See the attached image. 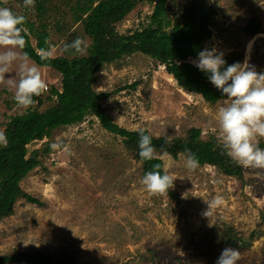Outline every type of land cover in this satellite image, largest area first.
Returning a JSON list of instances; mask_svg holds the SVG:
<instances>
[{"label": "rangeland", "instance_id": "rangeland-1", "mask_svg": "<svg viewBox=\"0 0 264 264\" xmlns=\"http://www.w3.org/2000/svg\"><path fill=\"white\" fill-rule=\"evenodd\" d=\"M209 1L218 18L215 37L206 49L215 48L223 58L243 51L242 63L248 56V63L264 73V38L256 39L247 52L257 35L247 41L242 35L253 16L264 32V0ZM1 2L21 14L16 0ZM143 2H129L121 31L137 29L152 14ZM167 4L171 7L167 19L173 22L184 0ZM30 41L35 46V38ZM58 56L55 50L51 58ZM40 71L48 90L58 86L53 71L47 67ZM15 72L13 66L6 75L13 77ZM95 78L94 91L110 93L103 106L113 123L129 133L143 129L154 138L173 140L194 129L200 131L201 140L217 138L215 116L223 102L208 105L184 93L145 56L135 55L122 67H105ZM132 85L134 90L113 93ZM13 95V90L0 85L2 132L10 118L32 111L16 107ZM51 142L48 158H41L48 173L38 168L21 184L43 206L22 200L14 215L0 223L1 257L39 253L65 264H216L226 248L222 234L230 226L248 240V246L238 248L237 264H264V169L241 166L246 176L242 184L211 167L189 170L184 157H165L163 171L176 179L171 199L145 191L140 163L127 158L123 138L108 134L95 118L55 132Z\"/></svg>", "mask_w": 264, "mask_h": 264}, {"label": "trees", "instance_id": "trees-1", "mask_svg": "<svg viewBox=\"0 0 264 264\" xmlns=\"http://www.w3.org/2000/svg\"><path fill=\"white\" fill-rule=\"evenodd\" d=\"M133 1L35 0V9L32 11L23 7V0H16L22 7L21 14L27 18L24 25L27 31L23 33L27 42L24 51L36 65L47 67L57 75L58 86L51 85L46 93L34 98L36 103L30 107L32 111L10 118V123L6 125L4 134L7 146H0V223L14 215L16 204L22 200L43 206L26 194L21 184L38 168L48 173L41 158L47 159L52 151L50 145H53L51 139L55 132L80 126L89 118H95L108 134L123 138L125 155L140 163L143 175L152 171L154 165H159L163 174V158H185V150L190 149L196 155L200 168H214L224 178L237 179L245 184L243 168L227 156L215 136L201 140L200 131L192 129L184 138L166 140L152 137L157 152L163 148L169 155L142 161L139 157V132L129 133L113 123L103 106V102H109L110 93L94 91L95 77L105 67H122L135 55L151 59L157 70L163 68L174 79L179 90L200 97L205 104L214 105L225 98L210 82L208 74L192 63L215 37L218 18L216 7L209 0H184L171 22L167 19V11L171 10L167 0H144L142 4L151 8L152 14L137 29L121 31L128 4ZM13 2L8 0L10 4ZM0 6L5 7L1 0ZM262 33L261 25L254 16L242 29L245 41ZM31 36L35 38V46L30 41ZM77 37L87 41V54L79 56L63 52V45ZM240 45L244 46L242 42ZM49 47L61 55L55 59L42 60L37 51ZM224 60L225 66L237 62L242 64L243 51L229 52ZM134 87L119 88L113 93L118 94L129 88L134 90ZM145 134L150 135L147 131ZM259 147L264 149L263 139H259ZM168 195L172 199L174 193L171 189ZM173 199H178V196ZM222 239L226 248L242 249L248 246V240L245 241L230 226L226 227ZM0 264L65 263H55L51 257L39 253H23L0 256Z\"/></svg>", "mask_w": 264, "mask_h": 264}, {"label": "clouds", "instance_id": "clouds-1", "mask_svg": "<svg viewBox=\"0 0 264 264\" xmlns=\"http://www.w3.org/2000/svg\"><path fill=\"white\" fill-rule=\"evenodd\" d=\"M23 7L34 11L35 0H23ZM26 19L25 15L0 6V85L14 91L16 107L24 110L36 103L34 98L48 90L40 67L24 51L27 43L23 35L27 31L24 27ZM87 50V41L80 37L65 43L62 49L63 52L79 56L86 55ZM54 51L52 47L41 49V59L48 60ZM249 59L246 56L242 64L237 62L225 66L223 53L213 48L200 51L197 60L192 63L201 72L208 74L210 82L225 97L216 112L215 130L218 142L227 156L243 168L264 169V149L259 147V139L264 138V73H258L255 66L248 63ZM13 66L16 68L15 76L8 77L6 74L12 71ZM0 146H7V137L2 131ZM138 146L142 161L169 155L163 148L158 153L152 143V136L145 134L143 129L139 130ZM185 152V167L189 170L197 169L199 161L196 155L190 149ZM159 168V165H154L153 170L146 172L141 179L145 191L151 195H166L174 187V176L167 171L161 174ZM214 203H219V200ZM210 207L204 213L206 217ZM240 256L238 249L225 248L216 264H237Z\"/></svg>", "mask_w": 264, "mask_h": 264}, {"label": "bare ground", "instance_id": "bare-ground-1", "mask_svg": "<svg viewBox=\"0 0 264 264\" xmlns=\"http://www.w3.org/2000/svg\"><path fill=\"white\" fill-rule=\"evenodd\" d=\"M258 38H264V35H263V34H259V35H257L254 39H252V40L249 42V44H248L247 52L250 51L253 42H255V40L258 39Z\"/></svg>", "mask_w": 264, "mask_h": 264}]
</instances>
